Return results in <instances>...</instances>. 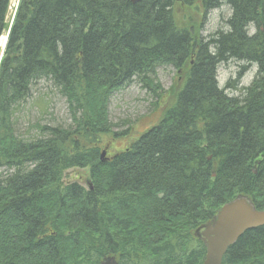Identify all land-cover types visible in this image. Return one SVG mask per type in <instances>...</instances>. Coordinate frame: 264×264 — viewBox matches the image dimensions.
Here are the masks:
<instances>
[{
    "label": "trees",
    "instance_id": "1",
    "mask_svg": "<svg viewBox=\"0 0 264 264\" xmlns=\"http://www.w3.org/2000/svg\"><path fill=\"white\" fill-rule=\"evenodd\" d=\"M10 2L0 0V264H203L196 230L224 204L244 195L264 210V0H20L9 26ZM178 3L227 5L228 29L179 27ZM230 61L244 65L221 86ZM159 66L184 73L171 105L101 160L112 94L136 78L156 93ZM42 84L67 100L72 125L36 121L22 135ZM74 168L90 169L87 188L65 182ZM223 264H264V226Z\"/></svg>",
    "mask_w": 264,
    "mask_h": 264
},
{
    "label": "rangeland",
    "instance_id": "2",
    "mask_svg": "<svg viewBox=\"0 0 264 264\" xmlns=\"http://www.w3.org/2000/svg\"><path fill=\"white\" fill-rule=\"evenodd\" d=\"M20 0H11L8 12V24H12ZM175 18L179 27L193 28L194 33L208 38L217 30L228 29L227 21L232 14L230 7H222L205 14L202 8L195 4L186 6L178 3L175 6ZM7 32L0 41L2 49L5 47ZM2 55V54H1ZM243 62L230 61L218 68V80L221 86H225L229 80H234ZM173 66H159L157 68L156 81L160 90L156 93L144 86L142 80L134 79L124 88L115 91L108 103V116L112 122V132L101 136L100 151H106L105 157L109 158L115 153L124 150L134 142L144 131L156 125L164 116L165 110L172 103V90H179L184 83V73H180ZM257 74V67L252 65L244 74L238 88L249 86ZM46 91L42 101L34 106L29 103L20 113L17 126L18 133L30 135L27 132L30 123L36 121L44 125H62L68 128L72 125L67 100L46 84L41 85ZM238 90V89H237ZM238 95L239 91L230 92ZM159 95V97L157 96ZM37 103V104H36ZM90 179L89 168H74L66 173L65 182H77L88 187Z\"/></svg>",
    "mask_w": 264,
    "mask_h": 264
},
{
    "label": "water",
    "instance_id": "3",
    "mask_svg": "<svg viewBox=\"0 0 264 264\" xmlns=\"http://www.w3.org/2000/svg\"><path fill=\"white\" fill-rule=\"evenodd\" d=\"M133 3L142 0H130ZM106 151L101 154L104 160ZM264 226V210H258L244 195L224 204L212 220L196 230L206 247L203 264H223L229 248L248 230ZM102 264H118L115 257H106Z\"/></svg>",
    "mask_w": 264,
    "mask_h": 264
},
{
    "label": "bare ground",
    "instance_id": "4",
    "mask_svg": "<svg viewBox=\"0 0 264 264\" xmlns=\"http://www.w3.org/2000/svg\"><path fill=\"white\" fill-rule=\"evenodd\" d=\"M93 185V184H92Z\"/></svg>",
    "mask_w": 264,
    "mask_h": 264
}]
</instances>
